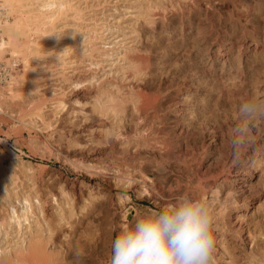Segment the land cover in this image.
<instances>
[{"label":"rangeland","instance_id":"374dc122","mask_svg":"<svg viewBox=\"0 0 264 264\" xmlns=\"http://www.w3.org/2000/svg\"><path fill=\"white\" fill-rule=\"evenodd\" d=\"M72 2L76 20L54 26L73 33L58 62H73V77L46 65L57 75L47 89L40 33L25 34L20 46L34 48L2 93L0 249L27 232L6 221L23 198L55 264H108L121 228L191 198L214 217L212 264H264V0ZM220 45L232 53L215 56Z\"/></svg>","mask_w":264,"mask_h":264},{"label":"bare ground","instance_id":"6f19581e","mask_svg":"<svg viewBox=\"0 0 264 264\" xmlns=\"http://www.w3.org/2000/svg\"><path fill=\"white\" fill-rule=\"evenodd\" d=\"M72 1L73 0H0L4 9L6 11H8L7 13L9 14V12H10V15L12 13L13 16H15L13 22L5 23V27H4V31H3L5 38L2 42H0V57H1V55L5 54V52H6V55L8 54L11 58H16L18 56H24L23 54L28 53V51L29 52L32 51V49L34 47H36V45H38V43H39L38 47H40V49L42 48V50L37 51V54L39 55V57L34 62V63H36V66H34V67H35V69L41 70L38 72V74H40V76H43V77L39 78L38 80H42L41 83H44L45 85H47V89H49V88L51 89L53 87V84H51V82L48 81V79L51 78L52 76H57V75H52V73L49 71L52 68L57 70V71L61 70L60 72L56 73V74H58V76H59V74H64L66 76L69 75L68 77H73L71 75L72 73H74V68H75V66L72 65L73 62L63 64V65H59V63H58L61 61L62 57L64 56V52L65 51L70 52L69 50L71 49V47H69V45L67 43L64 44L63 48H62V46L60 48L59 43L61 41H64V40H67L69 38L74 37L73 33L69 32L67 34V32H66V34L64 36L59 38L60 35H57V33L60 34L63 31V28H65V27L63 26L61 28H57L56 26H54L58 20L59 15H64V14H66V12H70V11L72 12V10L75 9L74 8L75 3H73ZM73 13H75V12L73 11L72 14ZM77 14L75 13V15L72 18H70V20H72V19L76 20L75 17H77L79 15V14L78 15ZM78 19H79V17H78ZM69 26L66 25L67 28H70ZM25 32H27V33H25ZM36 33H40L39 36H41V37L38 38L37 35L33 37L34 39L36 38L34 43H33L35 46L33 48H31V50L28 47H26L27 45L23 46V47L20 46V44H19L20 38L24 37L25 34H26L25 37H27V36L29 37L31 34L33 35ZM47 33H50V34L46 35ZM42 42H43V44H42ZM262 42L263 41L257 35H255L249 41V44L246 47V50L248 51L249 48H251L252 46L254 47V49H256V47L259 46ZM47 44H49V45L46 47L45 45H47ZM232 50H233L232 45H230L228 48L224 47L223 49H222V46L220 45V46H218L217 50H215V56H221L220 54H223V53L224 54H227V53L231 54ZM7 51H8V53H7ZM22 52H24V53H22ZM239 54H240V50L238 51V59L240 60ZM46 60H48V61L45 62ZM52 61L55 63H52ZM49 64L52 66V68L50 67L51 69H48L46 66ZM27 65H28L27 67H29V68L31 67V66H29L31 64L27 63ZM232 65L235 67L234 64H232ZM233 66L230 67V70L233 69ZM235 69L238 72V74L242 73L240 63L237 64ZM50 73H51V75H49ZM62 76L63 75H61V77ZM44 84H43V87L45 86ZM79 85L80 84H73V86L76 90H79V88H78V87H80ZM42 90H45V87ZM52 90H55V89H52ZM108 102H110V104L112 103L111 100ZM56 108L63 109L64 104L59 103V102L52 103L51 109H56ZM122 199H123V197H122ZM122 199H119V200H122ZM30 206L31 205L29 204L28 199H24V198H23V204H19V202L17 203L18 209H16V206H11L7 203V206H6L7 210H8V214H7V218H6L7 228H9L10 231H12L14 228H17V230L20 231L22 229V227L24 226L23 229L27 228V232H25L23 234L20 242H18V240L16 241L18 243L16 244L15 248L11 249L10 251H6V250L2 251L0 249V257L4 256V258L6 257L7 260L8 259L10 260V258H11L12 261L10 263H12V264H15V263H19V264H21V263H23V264H55L54 255L47 253L46 243H47L48 238L44 239V237L42 235V231L39 228H35L32 231L30 229L32 222H30L29 220H30L31 215H33L32 212L29 213L31 211ZM55 206H57V204ZM40 214L41 213L39 212L38 216ZM54 214H56L57 222L59 224L65 223L64 218L62 216L58 215V213H54ZM68 215L71 216L72 214H68ZM18 234L19 233H17V235ZM4 258H1L0 261H2V262L6 261V259H4Z\"/></svg>","mask_w":264,"mask_h":264},{"label":"clouds","instance_id":"9594fccd","mask_svg":"<svg viewBox=\"0 0 264 264\" xmlns=\"http://www.w3.org/2000/svg\"><path fill=\"white\" fill-rule=\"evenodd\" d=\"M214 223L207 207L191 198L153 208L115 234L108 264H212Z\"/></svg>","mask_w":264,"mask_h":264},{"label":"built area","instance_id":"2783aa9c","mask_svg":"<svg viewBox=\"0 0 264 264\" xmlns=\"http://www.w3.org/2000/svg\"><path fill=\"white\" fill-rule=\"evenodd\" d=\"M7 19H9L7 11L0 2V42L5 38L3 31ZM19 65L17 58L8 57L5 59V56L0 57V115H5V103L2 93H6L5 90L12 88L16 84ZM0 128L4 129L1 124Z\"/></svg>","mask_w":264,"mask_h":264}]
</instances>
